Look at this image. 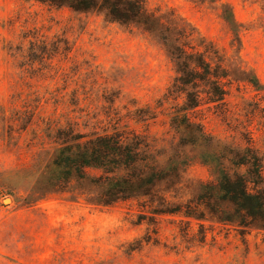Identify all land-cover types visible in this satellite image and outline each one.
I'll list each match as a JSON object with an SVG mask.
<instances>
[{
  "label": "rangeland",
  "instance_id": "rangeland-1",
  "mask_svg": "<svg viewBox=\"0 0 264 264\" xmlns=\"http://www.w3.org/2000/svg\"><path fill=\"white\" fill-rule=\"evenodd\" d=\"M143 1L154 31L0 0V264H264L260 227L157 212L215 181V158L227 148L251 147L264 164V0ZM181 43L211 49L232 78L226 105L193 114L210 149L181 146L173 103L163 102L176 75L169 49ZM114 129L140 134L155 163L175 174L149 197L109 206L86 183L41 189L58 131Z\"/></svg>",
  "mask_w": 264,
  "mask_h": 264
},
{
  "label": "trees",
  "instance_id": "trees-1",
  "mask_svg": "<svg viewBox=\"0 0 264 264\" xmlns=\"http://www.w3.org/2000/svg\"><path fill=\"white\" fill-rule=\"evenodd\" d=\"M34 1L79 13L103 14L108 20L124 26L139 25L147 31L157 28V20L143 0ZM166 37L163 39L167 40ZM169 53L176 71L163 98V102L173 103L170 125L180 136L181 146L205 145L210 149L213 139L193 114L202 106L226 105L232 85L230 72L218 58L215 62L212 60L208 47L199 50L181 43L171 47ZM56 141L61 147L52 169L42 177L45 184L41 189L53 190L73 182L80 186L86 183L98 191L96 202L106 206L140 196L149 197L158 183L168 180L177 170L170 165L163 168L157 165L145 139L136 132L114 129L88 135L61 130ZM215 161L218 166L215 181L203 185L199 194L187 203L175 204L169 210L157 211L158 214L198 221L210 216L224 225L264 229L261 156L251 147L227 148L218 153ZM92 170L99 174L89 175ZM39 184L40 181L37 185L40 187Z\"/></svg>",
  "mask_w": 264,
  "mask_h": 264
}]
</instances>
